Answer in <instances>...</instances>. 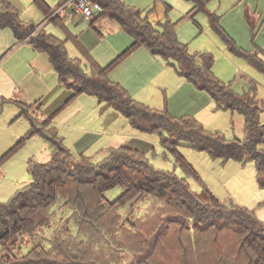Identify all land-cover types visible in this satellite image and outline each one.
I'll return each mask as SVG.
<instances>
[{
    "label": "trees",
    "instance_id": "obj_1",
    "mask_svg": "<svg viewBox=\"0 0 264 264\" xmlns=\"http://www.w3.org/2000/svg\"><path fill=\"white\" fill-rule=\"evenodd\" d=\"M93 1L103 9L95 20L107 18L117 22L134 42L107 67L92 63V74L78 60L69 57L67 40L45 30L46 22L66 27L60 18L50 20L54 9L45 0H34L45 15L38 26L24 24L19 12L3 2L0 29H10L16 42L28 43L37 52L46 54L59 82L73 91L71 100L79 94L94 95L103 110L113 108L133 129L158 135L166 150L164 154L174 157L176 167L185 177L176 170L154 167L148 155H156L155 147L144 152L122 144L110 148L99 162L84 153L75 158L54 126L60 110L42 120L34 105L15 100L21 109L20 117L30 124L19 145L38 136L51 146L52 154L47 162L31 161L28 169L31 182L20 187L8 201L0 202V243L8 253L0 255V264H113L120 258L118 252L122 249L137 250L133 252L138 260L143 259L140 264H170V261L175 264H264V221L254 210L233 201H220L180 153V148L186 147L208 154L214 162L234 161L243 165L253 162L257 183L263 188L261 113L264 106L258 100L257 85H251L242 95L236 93L232 82H222L215 75L213 54L189 53L188 45L178 39L177 23L170 20L152 23L143 11L129 7L122 0ZM192 1L197 4L195 11H201L210 0ZM167 7L169 11L171 7ZM209 17L212 29L228 51L264 74V55L240 48L221 26L220 17L214 14ZM141 47H146L154 56L173 61L178 75L207 93L218 110L239 113L245 121L246 138L230 140L225 133L207 130L194 117L177 119L167 110L149 108L132 99L117 83H111L108 79L111 71ZM18 146L0 158V167L15 154ZM188 177L202 183V192L191 188ZM115 188H121L122 194L106 203L105 194ZM138 200L149 203L146 214L124 221L121 209ZM55 208L67 212L68 217L54 228L49 246L38 243L22 256L12 253L11 249L18 248L27 235L43 240L40 231L50 227ZM169 238L173 239L171 249L166 245ZM172 250L176 251L174 255Z\"/></svg>",
    "mask_w": 264,
    "mask_h": 264
},
{
    "label": "rangeland",
    "instance_id": "obj_2",
    "mask_svg": "<svg viewBox=\"0 0 264 264\" xmlns=\"http://www.w3.org/2000/svg\"><path fill=\"white\" fill-rule=\"evenodd\" d=\"M5 1L19 12L24 24L32 23L38 26L45 19L44 13L34 0H0V13L4 11L2 3ZM45 1L55 13L56 7L65 0ZM122 1L131 8L143 11L152 23L167 20L177 23L178 39L188 45L189 53L192 55L200 52L212 53L215 57V75L222 82H232L238 92L243 91L241 74H254L255 77L250 78L257 82V93L264 99V74L248 65L245 59L236 57L227 51L219 35L210 28L208 17L209 12L219 16L222 27L226 24L232 33L237 35L238 39L234 41H239L237 45L240 48L242 46V49L249 51L254 50V47L261 49L264 48V0H210L206 5V11L197 13L195 17L186 11L188 6L193 5V2L185 0ZM166 3L172 5L169 11H167L168 4ZM246 12L253 13L258 18L255 16L256 23H253L256 26L250 27V33L247 29V32L242 35V22ZM53 14L50 20L58 18H53ZM236 16L240 17L239 22L235 21ZM62 22L66 23L65 28L46 22L45 30L57 38L67 40L66 49L69 57L78 60L90 74L93 71L92 63L105 68L116 59L119 53H123L134 42V38L117 22L109 21L107 27L109 30L102 38L98 36L99 26H92L90 21L81 14L75 16L71 13L67 22L65 20ZM0 31L2 32L0 44L7 45L3 53L10 47H14L2 60L0 71L5 70L12 76L16 81H14L16 94L28 104H34V110L36 109L40 119L60 110L54 120L58 135L64 139V145L75 158L84 152L85 155L93 157L96 162L102 161L110 148L128 142L132 134L138 132L114 109L103 110L98 97L94 95L79 94L71 100L74 95L73 91L59 82L46 54L35 51L30 46L24 45V42H16L10 29ZM101 31L104 33L103 30ZM4 63H6L5 66ZM173 64V61H167L161 56H152L146 47H141L113 69L108 79L111 83H117L124 88L132 99L149 108L158 111L167 110L169 115L177 119L194 117L201 122L195 117V113L203 101V97H199V94L205 96L206 93L197 90L185 78L179 76ZM4 77L5 75L0 76V95L9 93L12 87L9 83L3 82ZM15 100L14 98L7 102L0 100V157L18 146L30 128L27 119L20 117L21 109L16 105ZM35 104H37L36 107ZM40 104H42L41 107ZM214 112L216 113L215 106L211 110V113ZM218 116L209 124V127L201 123L207 130L225 133L229 138L234 135L238 137L244 135V119L239 113L219 111ZM206 121H209L208 118ZM232 121L235 124L236 133L231 130ZM262 122H264V114ZM139 134L145 136V139L155 147L156 155L154 157L148 155L154 167L167 171L176 170L181 177H185L183 172L176 167L174 157L170 153L164 154L166 150L161 146L158 135ZM180 153L193 165L203 184L220 201L230 203L233 200L239 204L231 195V189H233L239 199L250 197L246 202L247 206L243 207L254 210L257 217L264 221V187H259L257 184L256 167L253 162L243 165L230 161L228 165L222 166L210 159L204 152L182 147ZM51 154V146L38 136L20 144L15 154L0 167V202L8 201L20 187L31 182L32 177L28 171L31 161L47 162ZM237 173L241 175L237 177ZM234 176L237 178L233 179ZM187 180L194 191L202 192V183L193 177H188ZM228 182H230L231 189L227 185ZM122 191L121 188L108 191L105 194V202H113L122 194ZM148 206L149 203L145 200L134 201L121 209L122 219L125 221L134 215L141 217L146 214ZM54 213L50 227L48 229L45 227L40 231L43 240L36 239L35 235H27L19 242V249L12 248L11 252L22 256L38 243L48 247V240L53 235L54 228L68 217L67 212L58 211L57 208ZM61 217H63L62 220H60ZM166 245L171 249L173 239L169 238ZM4 250L0 243V255L7 253ZM133 251L120 250L118 252L120 258L114 260L113 264H140L143 259L138 260L137 254ZM172 251L174 255L176 251ZM11 252L9 255L12 254ZM170 264L175 263L170 261Z\"/></svg>",
    "mask_w": 264,
    "mask_h": 264
},
{
    "label": "crops",
    "instance_id": "obj_3",
    "mask_svg": "<svg viewBox=\"0 0 264 264\" xmlns=\"http://www.w3.org/2000/svg\"><path fill=\"white\" fill-rule=\"evenodd\" d=\"M186 2H193V5L191 6L190 5V7L188 6V9L186 10L188 13H190L191 15H192V17H195V15L197 14V13H199V12H202V11H206V7H205V9L204 10H201V11H195V8H196V6H197V4L194 2V1H192V0H185ZM63 3V2H62ZM62 3H60L58 6H60ZM166 4H168V6H170V7H172V5H170L169 3H166ZM57 6V7H58ZM56 7V8H57ZM209 14H214V13H212V12H209L208 13V15ZM214 15H216V14H214ZM217 16V15H216ZM255 16L257 17V15H255V14H253V13H248V12H246V14H245V18H244V20H243V22H242V35L243 34H245L246 32H247V29H248V33H250L249 32V29H250V27L252 26V27H255L256 26V24H254L253 22H255L256 23V19H255ZM209 17V16H208ZM219 17V16H218ZM258 18V17H257ZM101 19V18H100ZM96 19V20H89L90 21V24L91 23H93V25H95V26H99V28H97V29H99V31H98V36L99 37H103L104 36V34H105V32H107L108 30H109V28H107L108 26H109V21H111V20H108V19ZM254 19V21H251V20H253ZM220 20H221V18H220ZM235 21L236 22H239L240 21V17L239 16H236L235 17ZM112 22H114V21H112ZM220 24H221V22H220ZM209 25H210V28H212L211 27V22H210V17H209ZM222 26V25H221ZM224 28V30H225V32L232 38V39H238L237 38V35H235L234 33H232V31H231V29L226 25V24H224V26H223ZM0 30H9V29H0ZM101 30H103L104 31V33H102V31ZM11 31V30H10ZM12 32V31H11ZM215 32V31H214ZM7 34H8V32H6ZM1 35H2V32L0 31V37H1ZM11 35H13V32H12V34ZM178 35V34H177ZM78 38V37H77ZM133 39V38H132ZM236 43H238L237 41H235ZM132 44H133V42H132ZM131 44V45H132ZM254 44V46H255V43H253ZM24 45H28V46H30L32 49H34L31 45H29L28 43H24ZM226 46V45H225ZM130 47V46H129ZM128 47V48H129ZM240 47V46H239ZM6 48H7V45H2V44H0V64L2 63V60L3 59H5V57H6V55L8 54V52H10V51H12L13 50V48L14 47H10L5 53H3L5 50H6ZM241 48H243L242 46H241ZM255 49L254 50H252L251 49V51H249V50H247L248 52H250V53H252V54H261V55H264L263 54V52H264V48H258V47H254ZM245 49V48H244ZM35 50V49H34ZM126 50V49H125ZM148 50V49H147ZM36 51V50H35ZM149 51V50H148ZM227 51H228V49H227ZM124 52V51H123ZM150 52V51H149ZM229 52V51H228ZM200 53H210V52H200ZM230 53V52H229ZM120 54V53H119ZM119 54L116 56V58L119 56ZM150 54L152 55V56H154L151 52H150ZM212 54V53H211ZM231 54V53H230ZM233 55V54H232ZM235 56V55H234ZM237 57V56H236ZM248 63V62H247ZM5 64L6 63H4V66H5ZM215 65V64H214ZM248 65H249V63H248ZM251 66V65H250ZM252 67V66H251ZM255 69V68H254ZM213 71H214V68H213ZM1 73H0V76H2V75H5V77H4V80H3V82H7V83H9L12 87H11V89H10V92L9 93H5V94H3V95H0V100H4V102H7L9 99H16V100H19V101H22V102H25L24 100H23V98L22 97H18V95L16 94V85H14V79L12 78V76L9 74V73H7V71H0ZM259 72V71H258ZM241 77L243 78V91L242 92H238L237 90H236V87H234L233 86V89L235 90V92L236 93H238V94H244V93H246V92H248L249 90H250V88H251V85H257V82L253 79V78H250V77H255L254 76V74H251V75H247V74H241ZM186 80V79H185ZM16 82V81H15ZM257 92H258V89H257ZM205 93V92H204ZM200 96L199 97H203L202 99H203V101H202V103H201V105L199 106V109H198V111L195 113V117H197V118H199V120L204 124V125H206L207 127H209V124H211L213 121H215L219 116V111H223V110H218L217 109V106H216V104H215V102L213 101V99L206 93V94H204L205 96H203V94H199ZM257 97H258V100L263 104V106H264V99L260 96V94H258L257 93ZM25 103H27L28 104V102H25ZM30 105V104H29ZM34 105V104H33ZM36 105V104H35ZM41 105L42 104H40V107H41ZM214 106H215V111H216V113L214 112V113H211V110H212V108H214ZM109 109H113V108H109ZM18 113H20V112H18ZM263 114H264V109H263V112L261 113V121H262V116H263ZM19 115V114H18ZM17 115V116H18ZM240 115V114H239ZM48 117H50V115H48ZM47 116L46 117H43L42 118V120H46L47 118H48ZM207 118H208V122L206 121L207 120ZM16 119H18L17 117H16ZM244 119V118H243ZM127 120V119H126ZM263 124H264V122H262ZM54 126L57 128V126H56V123H55V121H54ZM231 130L234 132V133H236L235 132V124H234V122L232 121L231 122ZM243 131H244V135H240V137H238V136H236V135H234V137H232V138H229L227 135V137L230 139V140H232V139H235V138H239V139H241V140H244L245 138H246V136H247V131H246V128H245V121H244V127H243ZM29 130H30V128H29ZM29 130H28V132H29ZM135 130V129H134ZM214 132H218V131H214ZM139 133H141V132H135L134 134H132V138L128 141V142H125V143H123V144H127V145H130V146H132V147H135V148H139V149H141L142 151H144V152H149L153 147H154V145L152 144V143H150L149 141H147L146 139H145V136H142V135H140ZM64 140V139H63ZM46 142V141H45ZM47 143V142H46ZM122 145V144H121ZM120 146V145H119ZM118 147V146H117ZM82 153H84V152H81V154ZM80 154V155H81ZM85 154V153H84ZM209 156V155H208ZM1 158V157H0ZM211 159V158H210ZM216 162H218V163H220L222 166H226V165H228V163L230 162H227V163H222L221 161H216ZM236 163H238V162H236ZM241 164V163H240ZM246 165V164H245ZM255 170H256V168H255ZM239 175H241L240 173H237V177H239ZM237 177H233V179H235V178H237ZM256 180H257V178H256ZM230 182H228L227 183V185L229 186L230 184H229ZM258 184V183H257ZM258 186H259V184H258ZM260 187V186H259ZM229 188H230V186H229ZM231 189V188H230ZM264 189V188H263ZM231 195L235 198V200L241 205V206H247V204H246V202L250 199V197L249 198H246V197H243V198H240L239 199V197H238V195L237 194H235L234 193V191H233V189H231ZM233 201V200H232ZM234 202V201H233ZM235 203V202H234ZM237 204V203H236ZM238 204V205H239Z\"/></svg>",
    "mask_w": 264,
    "mask_h": 264
},
{
    "label": "built area",
    "instance_id": "obj_4",
    "mask_svg": "<svg viewBox=\"0 0 264 264\" xmlns=\"http://www.w3.org/2000/svg\"><path fill=\"white\" fill-rule=\"evenodd\" d=\"M102 12L103 9L101 5L93 0H65L56 8L53 18L58 17L67 22L69 15L73 13L74 15L81 14L88 20H95V18Z\"/></svg>",
    "mask_w": 264,
    "mask_h": 264
},
{
    "label": "bare ground",
    "instance_id": "obj_5",
    "mask_svg": "<svg viewBox=\"0 0 264 264\" xmlns=\"http://www.w3.org/2000/svg\"><path fill=\"white\" fill-rule=\"evenodd\" d=\"M76 16V15H75ZM97 18V17H96Z\"/></svg>",
    "mask_w": 264,
    "mask_h": 264
}]
</instances>
